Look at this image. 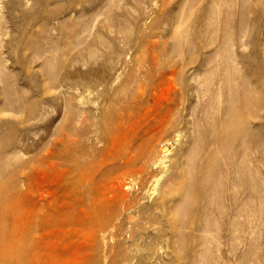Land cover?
Returning <instances> with one entry per match:
<instances>
[{
	"label": "rangeland",
	"instance_id": "rangeland-1",
	"mask_svg": "<svg viewBox=\"0 0 264 264\" xmlns=\"http://www.w3.org/2000/svg\"><path fill=\"white\" fill-rule=\"evenodd\" d=\"M0 1V8L2 7L0 9V160L3 157L7 158V160L9 159L8 161L11 162H8V164L10 163L7 167L8 170H4L3 173L0 171V220L4 218L5 210L9 204L13 208L11 216L14 217L20 216L21 211L32 209V207L39 205L41 202V204L45 206L48 202L50 205L53 204L52 214L54 222L51 227L52 229L47 228L42 231V234H44V242L47 241L46 249L48 254L44 255L43 259L40 260V264H213L214 262V264H216V262L218 264H264V159H261L259 155L257 156L256 149L259 143H256L255 141L257 140L254 141L255 138L253 137L258 134L263 138L260 137V139H262L261 141H263L262 150L264 153V102L262 106L256 108L254 111L243 114V119H245L244 125L247 126L246 130L248 129L250 134H253L249 139L257 144L255 146V144L249 140L250 143L252 142L250 145L248 141L250 145L248 150L249 155L240 154V156L238 155L236 158H239L238 160L240 162L243 160L244 164L243 162H241V164L247 166L245 167L246 171L244 170L247 186L246 192L251 197L249 199L250 202H248L249 220L245 225L243 234L242 232L236 236L232 234L233 238L231 237L232 235L229 238V236L224 237L221 233L218 237H213L212 233H197L191 235L188 231H185L187 237H183L179 235L177 230L174 229L173 232L172 229L176 226V222H174L171 212L176 207L175 200L177 199L175 198H178V196L176 193H172L173 197H168L163 202L159 201L160 199L157 198L161 190L159 186L161 185V180L157 185L153 181L158 175H161L159 174L162 171L161 166L159 168H153L152 174L155 179L142 189L143 192L141 190H134L135 188L133 189L134 191L131 194L135 199L136 208L132 207L127 214L128 216L126 214L123 216L124 219L122 218L121 220V217H119L120 219L114 220L113 225L110 226L108 224V228L106 224V227L102 228L101 231L97 227L98 225H96L97 220L95 218L86 220L72 219L69 212L70 194L68 187L70 184L68 181L71 182L70 173L72 161H70V157L73 151L71 148L72 139L77 143L76 135L78 133V137L81 134V136L85 138L82 140L80 136L78 145L74 144V151H77L76 154H79V157L80 154L82 155V150L83 154L86 153V155H84L87 156L96 148V153L93 152V154L95 153V157L91 154V156L89 155L90 158L96 160L103 154L101 149L103 148V143H97L99 141L97 137L99 133L97 131L98 135H95L96 128L104 120H111V118L115 117L114 114H116L120 107L119 104H122L124 97L125 87L122 84V80L130 76L128 74L136 73V69L142 70L144 68L146 70L147 68L145 66L151 67V69L148 68L151 76L147 78L149 81L147 79L145 80V82L148 81L146 84L147 86H145L147 87L146 93L142 96L143 101H141V105H138V107H140L136 110V112L143 111L140 113L138 112L139 114L135 113L133 118L135 121L132 119L128 124L125 123L123 132L125 135H130L129 137L126 136L127 140H130L133 139L132 137L140 135L144 131L151 133H154L153 131H158L163 123L167 127L170 126L168 127L167 135L164 137L168 143L167 148L171 150L167 156L168 159H171V161H169L171 164L168 165L169 163H165V165L169 168L171 165L173 166L170 169L168 168V172H172L176 168H174V166L179 167L182 158V156L180 157L179 155L188 146V142L191 140V134L195 133L197 129L204 130L206 128L205 130H207L208 125L206 124H208V122L204 118V113L202 112L204 107L212 103V111L217 107V109L214 110L215 113L214 111L213 113L218 114L219 117L223 114L227 91L224 93L222 84H224V78L225 80L227 78H232L234 75L232 72H235L237 76L240 75L241 77L243 76L242 74H244V77L247 76V81L253 84L255 83L252 86L257 87L256 89L261 95L260 98L264 101V0ZM240 15L243 17L244 24L241 27L239 26ZM225 21H231V26L229 28L226 27V29L229 30L232 37L227 36L224 38L226 35L222 32L226 25L224 24ZM219 30L222 31L220 32ZM242 32L244 34H242ZM54 38L56 40L55 42L53 40ZM41 39L44 41H40ZM219 45L221 46L219 47ZM217 46L220 48H217L220 51L215 50ZM38 47L41 48L39 49ZM227 53L229 55L232 54V56H230V58L227 56L226 58L225 56ZM205 54H208V58ZM234 55H236L235 58ZM222 56L225 58V61ZM238 57H241V59ZM202 59H206L204 60L206 64L202 63ZM209 59L210 61H208ZM218 59L220 61L222 60L221 65L220 61L216 64L215 60ZM230 59L234 61L232 65ZM236 59L238 62L240 61L241 64L243 62L244 65H239L240 62L236 64ZM138 61L139 65L136 66ZM173 62L175 64H173ZM214 62L215 64H213ZM134 63L135 65L133 67ZM148 63L149 65H153V67L149 66ZM209 63H212L210 67L214 75L208 67ZM43 64H48L50 69L53 70V73L52 71L48 72L49 67ZM222 64L225 66H222ZM200 65L205 67L202 66L201 69ZM217 66L220 67L217 68ZM227 66L229 73L226 72L228 71L227 68L223 71V68ZM232 66H234V69ZM241 67L244 72H242L243 70ZM219 68L220 70L221 68L223 69L221 70V72H224L221 73L222 75L219 74L220 71H215L219 70ZM238 68H240V70ZM203 69L204 72L202 71ZM153 70L158 71V73L155 72V74ZM159 70H161V73ZM237 70L238 72H236ZM165 72L173 76L170 77ZM196 72L199 76L196 75ZM118 73L122 76L124 75V79ZM194 73L196 77L193 76ZM216 73H218V75ZM116 74L118 75L117 77ZM228 74H232V76H226ZM212 75L214 77L216 76L218 79L222 77V84L219 82L220 79L211 78ZM236 75L235 78H240ZM191 76H193L195 80H193ZM83 78L85 79V83L88 81L87 83L93 84H88L89 86L91 85L89 87L84 83ZM115 78L117 80H115ZM79 79L80 81L82 79L81 82L84 84L81 82L79 83ZM254 80H258V82L256 83ZM71 82H73V84ZM96 82L97 84L99 83V88ZM149 82L151 84H148ZM69 84L72 86L70 87ZM79 84L85 86L81 85L80 87ZM100 84H103L102 87ZM218 84H221L220 86L222 87L220 88L219 86L218 89L219 92H222L221 96L218 91L216 92ZM74 86H77L78 90H74ZM95 86L97 88H95ZM183 86H185V88H183ZM91 87L95 88L92 89L95 93L91 90ZM104 87H106V89ZM148 87L149 90L151 89L150 91ZM201 87H203L204 90H200L199 88ZM100 88L102 90L104 89V95ZM176 89L180 93L175 91ZM173 90L174 92L172 94ZM195 90L198 92L196 93ZM207 90L210 91L207 93ZM82 91L85 95L81 93ZM113 92H117V94H115L116 98ZM177 93L179 95L181 94L182 98H180L181 102L179 101V104L176 103L178 107H174L175 109L173 110L171 109V105L173 106L175 98L177 99L179 97ZM110 94L113 95V97H111ZM171 94L172 96L170 97ZM203 94H205V97ZM206 94L208 95L206 96ZM68 95H71V97H68ZM73 95L77 96L78 98H76L78 100L81 98L83 100L81 99L80 102L77 99H72V103L71 98ZM83 95L85 97H82ZM102 95L106 98H102ZM215 95L218 96L216 97ZM215 97L216 99L213 101ZM218 97L220 102L216 101ZM210 98L212 101H210ZM68 99L69 102L67 101ZM167 102H170L169 104L171 105L169 106ZM207 102L209 104H207ZM213 102H215L216 105ZM84 103L86 104L84 105ZM70 104L72 106H69ZM162 104L163 107H161ZM102 105L103 107H101ZM169 108L170 110H168ZM77 109L80 113H78ZM89 111H93L92 114L91 112L89 113ZM105 111L108 115L105 114ZM72 112H74V115H78L74 116ZM87 112L88 114L86 115ZM69 113H72L71 117ZM72 115L73 117H78V120H80H75V122H73ZM92 115L93 119H95V121H92L96 124L91 121ZM136 115L138 116L136 117ZM84 116L88 118L85 117V122H82ZM107 117L111 118L105 119ZM70 119L71 121L69 122ZM159 120H162L160 121L161 125L159 124ZM150 121L151 123H149ZM79 122L81 124H79ZM72 123L75 124L73 125ZM156 123L158 124L156 125ZM88 124L90 125L88 130H91V133L87 131L89 127ZM92 125L93 128L91 127ZM77 126L78 128H76ZM203 126L206 127L204 128ZM71 127L73 129H69ZM169 129L171 130L169 131ZM71 130H77L75 132L76 134ZM86 133L89 134L87 137ZM206 135L208 138L210 137L208 134H205V143L212 140V136L208 139ZM72 136L73 138L71 139ZM90 137L92 139H97V141L91 140ZM87 138L88 140L86 141ZM68 139H71V141ZM84 141L85 144L83 143ZM90 145L93 146L91 147ZM77 146L78 149L76 148ZM88 148H90V153ZM212 150H214V147ZM36 151L38 154H36ZM257 152L259 154V151ZM66 153H68L70 159L66 156ZM14 155L15 157H13ZM242 155L244 156L243 159L241 158ZM19 160H21L20 163ZM68 160L70 162H67ZM24 162L28 164L27 167H24L26 165ZM38 162H41V164ZM174 162L176 165L173 164ZM21 163L23 165H21ZM37 164H40L39 167ZM111 164L113 163H110V161L109 163L103 164V172L100 176V178H102H99V180L97 178L94 183V188H96L94 191L97 196H107L111 192L113 182L107 175L111 168ZM33 165L38 168H34ZM21 167H23V169ZM18 169L21 172L16 171ZM11 171L12 173H10ZM157 171L158 173H156ZM230 172L231 171L228 172L227 179L225 178L226 181L224 179L225 186L227 187L229 184L231 185V182L233 183L235 178L233 171L231 174ZM26 174L29 178L26 177ZM67 175L69 176L68 178H66ZM21 176L25 177L22 178ZM232 176L234 178H232ZM254 177L255 180L252 179ZM21 179L23 180L21 181ZM256 179L257 181L260 179L259 182L261 186L259 182H255ZM9 180L12 181L8 182ZM24 183L29 187L24 186ZM255 183L259 185L254 189L252 185ZM111 184L112 186H110ZM149 184L153 187L156 185L160 188L157 189L156 186L153 188ZM148 185L150 189L147 190ZM259 187L261 189H258ZM18 188H20V190H18ZM224 188L226 189V187ZM103 189L105 190L103 191ZM66 190L68 194L64 193ZM137 192L140 193L138 194ZM254 196L257 197L255 198ZM158 197L160 198V196ZM155 199L158 200L156 201ZM173 200L175 202L171 209L170 204L173 203ZM224 203L227 205V200L224 201ZM153 204L154 209L152 208ZM158 204H160V206H158ZM161 205L165 208H161ZM212 208H214V206H212ZM194 216V214L190 215L189 219H194ZM237 219L236 222L238 223L243 220L242 218ZM93 221L95 223H93ZM180 230L182 231V229ZM203 236L208 237L210 240V242L208 239L206 240L210 245H208V248L206 242L205 244H201L204 242ZM204 245H206V247ZM202 249H204V251L208 249L207 253L202 251ZM249 251L250 255L245 254ZM203 253L204 256L202 255ZM203 257L206 259H203ZM10 260L11 255L7 254L5 258L0 257V264H7L6 262Z\"/></svg>",
	"mask_w": 264,
	"mask_h": 264
},
{
	"label": "bare ground",
	"instance_id": "bare-ground-1",
	"mask_svg": "<svg viewBox=\"0 0 264 264\" xmlns=\"http://www.w3.org/2000/svg\"><path fill=\"white\" fill-rule=\"evenodd\" d=\"M1 2V1H0ZM91 2V1H90ZM109 2V1H108ZM111 2V1H110ZM38 3V2H37ZM49 4V3H48ZM108 4V3H107ZM119 4V2H118ZM99 5V4H98ZM98 7V6H97ZM2 8V7H1ZM0 8V9H1ZM84 9V8H83ZM242 10V9H240ZM83 11V10H82ZM85 11V10H84ZM243 11V10H242ZM85 13V12H84ZM214 17V16H213ZM240 22H239V26H243V17L240 15ZM116 18V17H115ZM116 20V19H115ZM91 22V21H90ZM119 22V21H118ZM86 24V23H85ZM225 28L223 29V34H225L226 36L224 38H226L227 36L232 37V34H230L229 30L226 29L229 28L231 26V21H225ZM87 25V24H86ZM93 25V24H92ZM91 25V26H92ZM75 26V25H74ZM92 28V27H91ZM71 29V28H70ZM220 29V28H219ZM87 30V29H86ZM244 30V29H243ZM27 31V30H26ZM220 31V30H219ZM222 31V30H221ZM220 31V32H221ZM245 32V31H244ZM232 33V32H231ZM242 34H244L242 32ZM2 35V34H1ZM241 36V35H240ZM242 38H244L243 36H241ZM223 38V39H224ZM241 38V39H242ZM40 39V38H39ZM46 39V38H45ZM230 39V38H229ZM232 39V38H231ZM240 39V38H239ZM50 40V39H49ZM54 42L56 41L55 38L53 39ZM227 40V39H226ZM38 41V40H37ZM40 41H44V40H40ZM225 41V40H224ZM241 41V40H240ZM47 42V41H46ZM51 42V41H50ZM101 42V41H100ZM242 42V41H241ZM240 42V44H241ZM40 43V42H39ZM225 43V42H224ZM231 43V41H230ZM23 44V43H22ZM49 44V43H48ZM47 44V45H48ZM55 44V43H54ZM239 44V43H238ZM39 45V44H38ZM37 45V46H38ZM45 45V44H44ZM53 45V44H52ZM59 45V44H58ZM223 45V44H221ZM219 45V47L221 46ZM3 46V45H2ZM43 46V45H42ZM241 46V45H239ZM50 47V46H49ZM218 46L216 47L215 50L220 51ZM223 47V46H222ZM242 47V46H241ZM39 48V47H38ZM41 48V47H40ZM39 48V49H40ZM55 48V46H54ZM219 48V49H217ZM225 48V47H224ZM44 49V48H43ZM223 49V48H222ZM26 50V49H25ZM50 50V49H49ZM202 50V49H201ZM213 50V51H215ZM42 51V50H41ZM51 51V50H50ZM58 51V50H56ZM54 52V51H52ZM37 53V52H36ZM39 53V52H38ZM61 53V52H60ZM217 53V52H216ZM215 53V54H216ZM229 53V52H228ZM226 54V58L227 56H232L229 54ZM4 54V53H3ZM35 54V53H34ZM33 54V55H34ZM44 55V54H43ZM189 55V54H188ZM208 55V54H207ZM207 55L205 54V56L207 57ZM214 55V54H213ZM37 56V55H36ZM39 56V55H38ZM56 56V55H55ZM218 56V55H217ZM236 55H234L235 58ZM241 56V55H240ZM40 57V56H39ZM205 57V58H206ZM220 57V56H219ZM244 57V56H243ZM242 57V58H243ZM41 58V57H40ZM204 58V57H203ZM208 58V57H207ZM215 58V57H214ZM223 58V56H222ZM241 59V57H238ZM38 59V57H37ZM46 59V58H45ZM53 59V58H52ZM182 59V58H181ZM216 59V58H215ZM225 58H223L224 60ZM232 59V57H231ZM230 59V61H231ZM239 59V60H240ZM203 60V59H202ZM201 60V61H202ZM206 60V59H204ZM202 63L206 64V61H204ZM235 60V59H234ZM237 60V59H236ZM244 60V59H242ZM46 62H48L47 60H45ZM52 61V60H51ZM147 61V60H146ZM210 61V59L208 60ZM211 61L213 62V60L211 59ZM216 64H218L220 61L215 60ZM222 61V60H221ZM220 61V65L221 62ZM225 61V60H224ZM223 61V62H224ZM227 61V60H226ZM45 62V63H46ZM133 62V61H132ZM131 62V63H132ZM153 62V60H152ZM155 62V61H154ZM218 62V63H217ZM231 65L233 64L234 61H231ZM236 64L239 63L238 60L235 61ZM151 63V62H150ZM201 63V64H202ZM228 63H229V59H228ZM147 64V63H146ZM154 64V63H152ZM173 64H175L173 62ZM209 63V68L211 70ZM215 64V62L213 63ZM224 64V63H223ZM222 66H225L223 65ZM226 64V62H225ZM234 64V65H236ZM243 64V62H242ZM241 62L239 63V65H241ZM44 66L48 64H43ZM50 65V64H49ZM135 63L133 64L134 67ZM139 65V61L138 63H136V66ZM149 65V63H148ZM156 65V64H155ZM160 65V63H159ZM230 65V66H231ZM244 65V64H243ZM152 66L153 65H149ZM158 66V65H157ZM201 69L203 65H200ZM207 66V65H206ZM214 66V65H213ZM221 66V67H222ZM238 66V65H236ZM46 67V68H47ZM147 69L144 70H138L136 69V73H132V74H128L130 76H127V78H123L124 75H119L122 76V78L124 80H122V84L124 85L125 89H124V97L122 100V104H119V108L116 112V114H114V111L112 110L113 114L115 115V117L111 118V120H107L103 122H98L100 123L97 126V130H96V134L99 136H97L99 138V141L97 143H103V154L98 158V159H92L90 158L91 154H93V152H95V149L92 153H90V148L93 145H90L91 147L88 148L89 150V157L85 156L86 153L83 154V150L81 151L82 155L80 154V157L78 156L79 154H76L77 151H74V144L78 145V140L79 137L76 135L77 138V143H75V141L72 139L73 136L71 137L72 139V153H71V159L68 156V153H66L68 156V158L70 159V161H72V165H71V182L68 181L69 184V198H70V208H69V212H70V216L72 217V219H93L95 218L97 220V227L100 229V231L102 230V228H105L106 224H107V228H108V224L111 226L114 223V220L118 219L119 217H121L124 219V215L128 214L129 210L132 209V207L136 208V202L135 199L133 197V195L131 193H133L134 190H141L144 189V187L150 183L153 179H155L153 177L152 174V170L153 168H159L161 166V175H158L156 177V179L153 181L154 183H159V181L161 180L159 185L160 187V191H159V195L160 198L157 196L158 199H160L159 201L163 202L165 201L168 197H173L172 193H176L178 198H175L177 200H173V203L170 204V208L172 209V205L174 206V202L176 203V207L175 209L172 210V214L171 216L173 217L174 222H176V226L173 227L172 231L174 232V229L178 231L179 235H182L183 237H187V234L185 231H188L189 234L193 235V234H197V233H212V236L215 237L221 233V235H223L224 237H228L230 238V236L233 234L238 235V234H243L244 229H245V225L249 220V210H248V202L249 199L251 198L250 195L246 192V177L244 175V170L245 167L241 164V162H243V160L240 162L237 158V156L240 154H244L247 155L249 153V148L251 143L253 142L255 144V142L259 143L258 145L255 144V146L257 145V149H256V153L257 156L259 155V157L261 159L263 158V141H261L263 138L260 135H254L250 134V132L248 131V129L246 130V127L244 125L245 119H243V114L244 113H248L251 111H254L256 108L262 106V103L264 101L261 100L260 98V94L259 91H257V87L252 86L254 85L253 83H250L249 81L246 80V77H244V74H242L243 76L241 77L240 75L237 76L234 73V78L235 75L237 77L240 78H233L232 74H230L232 76V78H227L222 84L221 83V79H220V75L218 76L220 79V83L222 84V87L218 84V86L216 87V92L220 88H222L224 90V93L227 91V96L225 99V107L223 108V114L219 117L218 114H214L215 111L217 109V107H215V109L213 111L212 109V103L211 105L205 106L204 109L202 110V112L204 113V118L207 120L208 125L207 126V130H205L206 126L203 128L204 130H196L195 133H192L190 136L191 140L190 142H188V146L186 147V149L180 153V157L182 156L181 160H180V165L179 167L174 166V170L171 172H168V168L167 165H165V163H169V161H171V159L167 158V156L169 155L168 153L171 151L167 148V140H165V136L168 133V127L170 126H165L164 123L163 125L160 127V129L158 131H153L154 133L151 132H146L144 131L142 134L140 135H136L134 137H132L133 139H128L127 137L128 135H125V133L123 132V128L125 127V123L128 124L129 121H131L134 116L135 113H140L141 111L136 112V110L140 107H138V105H141V101L142 100V96L146 93V89L147 86V82L149 81V79H147L149 76H151V74L149 73L148 68L151 69V67L145 66ZM205 67V66H203ZM216 67V65H215ZM220 66H217V68ZM234 66H232L233 68ZM157 68V67H156ZM199 68V70H200ZM213 68V67H212ZM215 68V69H217ZM227 68L228 70V66L225 68H221V70L225 71ZM50 67L48 68V72L53 70H49ZM155 69V68H154ZM192 69V68H191ZM196 69V68H195ZM214 69V68H213ZM234 69V68H233ZM232 69V70H233ZM240 70V68H238ZM241 69L243 70V68L241 67ZM206 70V69H205ZM207 70L209 71V69L207 68ZM220 68L219 70H215V71H220L219 74L224 73L223 71L221 72ZM256 70V69H255ZM154 71V70H153ZM164 71V70H162ZM167 71V70H166ZM177 71V70H175ZM190 71V70H189ZM196 71V70H194ZM193 71V72H194ZM204 72V69L202 70ZM207 71V72H208ZM234 71V70H233ZM158 73V71H154V73ZM159 72L161 73V70H159ZM169 72V71H168ZM171 72V70H170ZM191 72V73H193ZM198 72V71H197ZM196 72V73H197ZM201 72V71H200ZM206 72V71H205ZM229 73V70L226 71ZM238 72V70L236 71ZM244 72V70L242 71ZM239 72V73H242ZM257 72V70H256ZM155 73V74H156ZM166 73V72H165ZM172 73V72H171ZM211 73L213 74V71L211 70ZM51 74V72H50ZM122 74V72H121ZM127 74V73H126ZM167 74V73H166ZM165 74V75H166ZM169 74V73H168ZM167 74V75H168ZM201 74V73H200ZM206 74V73H205ZM204 74V75H205ZM218 75V73H216ZM227 74V73H225ZM224 74V77H225ZM238 74V73H237ZM248 74V73H247ZM255 74V71H254ZM257 74V73H256ZM52 75V74H51ZM50 75V76H51ZM198 75V73L196 74ZM195 73L193 74V76H195ZM214 75V74H213ZM211 76V78H217L216 76ZM222 75V74H221ZM230 75H226L228 77H230ZM84 76V75H83ZM91 76V75H90ZM118 75L116 74V77ZM157 76V75H156ZM164 76V75H163ZM162 76V77H163ZM170 77H172L171 75H168ZM175 76V75H174ZM180 76V75H179ZM193 76L192 79H193ZM199 76V75H198ZM161 77V76H159ZM209 77V76H208ZM53 78V76H52ZM103 78V77H102ZM150 78V77H149ZM155 78V77H153ZM188 78V77H187ZM54 79V78H53ZM84 79V78H83ZM148 80L147 82H145V80ZM158 79V77H157ZM156 79V80H157ZM191 79V78H190ZM208 79V78H206ZM217 78V80H219ZM258 79V78H257ZM97 80V78H96ZM100 80V79H99ZM105 80V79H104ZM115 80H117L115 78ZM195 80V79H193ZM212 80V79H211ZM216 80V81H217ZM223 80V79H222ZM260 80V79H259ZM75 81V80H74ZM79 83L82 81H80V79L78 80ZM101 81V80H100ZM158 81V80H157ZM203 81V80H202ZM209 81V80H208ZM213 81V80H212ZM256 81V80H254ZM76 82V81H75ZM88 82V81H87ZM85 83V79H84V83L85 84H91V83ZM90 82V81H89ZM152 82V81H150ZM148 84H151V83ZM183 82V81H182ZM207 82V81H206ZM204 82V83H206ZM258 82V80L256 81V83ZM73 84V82H71ZM82 84H84L83 82H81ZM103 83V82H100ZM195 83V82H194ZM209 83V82H208ZM77 84V82H76ZM82 84H79L80 87ZM93 84V83H92ZM91 84V85H92ZM97 84V82H96ZM99 84V83H98ZM97 84L98 88L99 85ZM201 84V83H200ZM215 84V83H214ZM217 84V83H216ZM75 85V84H74ZM77 85V86H79ZM90 85V86H91ZM95 85V84H94ZM93 85V86H94ZM101 85V84H100ZM103 85V84H102ZM101 85V87H102ZM121 85V84H120ZM156 85V82H155ZM197 85V83H196ZM199 85V84H198ZM204 85H210V84H204ZM212 85V83H211ZM69 86L71 87L72 85L69 84ZM74 86V90L77 89L78 87ZM85 86V85H82ZM89 86V85H88ZM89 86V87H90ZM107 86V83H106ZM149 86V85H148ZM174 86V85H173ZM172 86V87H173ZM186 86V85H185ZM185 86H183V88H185ZM203 86V85H202ZM68 87V88H70ZM77 87V88H76ZM79 87V88H80ZM158 87V86H156ZM155 87V88H156ZM182 87V86H181ZM197 87V86H196ZM206 87V86H205ZM214 87V86H213ZM212 87V89H213ZM83 88V87H82ZM95 88H97L95 86ZM94 87H91L92 89H95ZM106 89V87H104ZM175 88V86H174ZM172 88V89H174ZM208 88V87H207ZM81 89V88H80ZM84 89V88H83ZM82 89V90H83ZM86 89V88H85ZM101 89V88H100ZM118 89V87H117ZM116 89V90H117ZM196 90H198L197 88H195ZM200 90L203 89V87L199 88ZM211 89V86H210ZM222 89H220L221 91H223ZM70 90V89H69ZM88 90V89H87ZM90 90V89H89ZM90 90V91H91ZM102 90V89H101ZM104 90V89H103ZM102 90V91H103ZM149 90V87H148ZM151 90V89H150ZM149 90V91H150ZM184 90V89H183ZM195 92L197 93L198 91ZM199 90V91H200ZM204 90V89H203ZM85 91V90H83ZM83 91L81 93H83ZM94 92V90H92ZM91 91V92H92ZM97 91V89H96ZM101 91V94H102ZM177 91V89L175 90ZM180 91V89H179ZM206 91V89H205ZM210 90H207V93ZM71 92V91H70ZM73 92V90H72ZM77 92V91H76ZM75 92V93H76ZM86 92V91H85ZM115 92V90H114ZM113 92V93H114ZM148 92V91H147ZM174 90L172 91L173 94ZM178 92V91H177ZM219 92V91H218ZM72 93V94H75ZM79 93V91H78ZM95 93V92H94ZM100 93V92H98ZM150 93V92H148ZM176 93V92H175ZM180 93V92H178ZM177 93V94H178ZM184 93V92H182ZM195 93V95H196ZM220 96L222 92H219ZM218 93V94H219ZM69 94V92H68ZM80 94V93H79ZM84 94V93H83ZM89 94V93H86ZM100 94V95H101ZM107 94V93H106ZM116 93H114L115 96ZM172 94L170 95V97L172 96ZM213 94V93H212ZM215 94V92H214ZM217 94V93H216ZM81 95V94H80ZM85 95V94H84ZM82 97H85V96ZM103 95H104V91H103ZM102 95V98H104ZM108 95V94H107ZM179 95V94H178ZM183 95V94H182ZM202 95V94H200ZM205 94H203L204 96ZM208 94H206L207 96ZM211 95V93H210ZM111 97H113V95L110 94ZM148 96V94H147ZM216 96V95H215ZM218 96V95H217ZM216 96V97H217ZM219 96V97H220ZM68 97H71V95ZM77 96L73 95L71 98V102L73 103V100L77 99ZM108 97V96H107ZM149 97V96H148ZM155 97V96H154ZM178 97V96H176ZM197 97V96H196ZM199 97V94H198ZM205 97V96H204ZM216 97L214 98L213 101H215ZM219 97L218 100H216L217 102L219 101ZM106 98V97H105ZM104 98V99H105ZM116 98V96H115ZM180 98H182L181 94L179 95V97L173 102V106L171 104V109H175L178 106H176V103L179 104V101L181 102ZM209 98V97H208ZM207 98V99H208ZM73 99V100H72ZM80 99V98H79ZM82 99V98H81ZM80 99V100H81ZM88 99V98H87ZM170 99V98H169ZM168 99V100H169ZM184 99V98H183ZM197 99V98H196ZM203 99V98H202ZM213 99V98H212ZM78 100V99H77ZM78 100V101H80ZM83 100V99H82ZM107 100V99H106ZM111 100V99H109ZM108 100V102H109ZM171 100V99H170ZM198 100V99H197ZM201 100V99H200ZM69 102V99L67 100ZM85 101V99H84ZM105 101V100H104ZM208 101V100H207ZM210 101L211 98H210ZM70 102V103H71ZM76 102V101H75ZM74 102V104H75ZM81 102V101H80ZM111 102V101H110ZM119 102V101H118ZM188 102V101H187ZM209 102V101H208ZM207 102V104H209ZM220 102V101H219ZM77 103V102H76ZM87 103V102H86ZM84 103V105L86 104ZM117 103V101H116ZM121 103V102H120ZM166 103V105H167ZM172 103V101H171ZM175 103V104H174ZM183 103V102H182ZM181 103V105H182ZM199 103V101H198ZM215 103V102H213ZM69 104V103H68ZM78 104V103H77ZM81 104V103H80ZM144 104V102H143ZM142 104V105H143ZM206 104V103H205ZM113 105V104H112ZM115 105V104H114ZM161 105V103H160ZM165 105V107H166ZM175 105V106H174ZM193 105V104H192ZM216 105V103H215ZM219 105V104H218ZM69 106H72L71 104ZM77 106V105H76ZM116 106V105H115ZM204 106V105H203ZM82 107V105H81ZM80 107V108H81ZM86 107V106H85ZM103 107V105L101 106ZM114 107V106H113ZM137 107V108H136ZM163 107V104L162 106ZM175 107V108H174ZM74 108V107H73ZM76 108V107H75ZM100 108V107H99ZM112 108V107H111ZM110 108V109H111ZM136 108V109H135ZM144 108V107H143ZM194 108V107H193ZM264 108V107H263ZM79 109V108H78ZM77 109V110H78ZM83 109V108H82ZM103 109V108H102ZM113 109V108H112ZM70 110V109H69ZM76 110V109H75ZM89 110V109H88ZM104 110V109H103ZM170 110V108L168 109ZM192 110V109H191ZM73 111V110H72ZM81 111V110H80ZM99 111V110H98ZM108 111V109H107ZM167 111V109H166ZM221 111V110H220ZM71 112V111H70ZM76 112V111H74ZM74 112L73 115H74ZM91 111H89L90 113ZM93 112V111H92ZM91 112V114H92ZM97 112V111H96ZM104 112V111H103ZM102 112V113H103ZM172 112V111H170ZM258 112V111H257ZM70 117H71V114ZM78 113L79 110H78ZM95 113V112H94ZM101 113V112H100ZM107 112L105 111V114ZM110 113V112H109ZM138 113V114H139ZM218 113V112H217ZM88 114V112L86 113V115ZM99 114V113H98ZM176 114V112H175ZM198 114V113H197ZM256 114V113H255ZM254 114V116H255ZM72 115V121L75 122V120H78V117H73ZM78 115V114H77ZM74 115V116H77ZM82 115V114H80ZM79 115V116H80ZM84 115V113H83ZM108 115V114H106ZM111 115V114H109ZM142 115V114H140ZM193 115V113H192ZM195 115V114H194ZM259 115V114H258ZM89 116V115H88ZM102 116V115H101ZM138 115H136L137 117ZM171 116V115H170ZM84 116V118H82V122H85V119L88 118ZM95 117V115H94ZM98 117V116H97ZM96 117V118H97ZM140 117V116H139ZM164 117V115H163ZM162 117V118H163ZM176 117V116H175ZM174 117V118H175ZM196 117V116H195ZM77 118V119H76ZM81 118V117H80ZM99 118V117H98ZM109 117L105 118V119H110ZM155 118V117H154ZM166 118V117H165ZM186 118V116H185ZM258 118V117H257ZM156 119V118H155ZM169 119V118H168ZM173 119V118H172ZM80 120V119H79ZM78 120V121H79ZM95 121V119H93V115H92V119L91 121ZM97 120V119H96ZM139 120V119H138ZM157 120V119H156ZM163 120V119H162ZM162 120H159V124L161 125ZM170 120V119H169ZM176 120V118H175ZM71 121V119L69 120V122ZM92 121V122H93ZM133 121H135V119H133ZM152 121V120H151ZM151 121L149 123H151ZM165 121V119H164ZM163 121V122H164ZM171 121V120H170ZM196 121V120H195ZM175 122V121H174ZM204 122V121H203ZM89 123V122H87ZM95 123V122H93ZM97 123V124H98ZM137 123V122H136ZM147 123V124H149ZM155 123V122H154ZM173 123V122H172ZM73 125L75 123H72ZM71 124V125H72ZM79 124H81L79 122ZM78 124V126H79ZM86 124V123H85ZM91 124V122H90ZM96 124V123H95ZM94 124V125H95ZM135 124V123H134ZM158 123H156L157 125ZM69 125V126H71ZM89 125V124H88ZM137 125V124H136ZM155 125V126H156ZM187 125V124H186ZM195 125V124H194ZM193 125V126H194ZM78 126L76 128H78ZM87 126V124H86ZM127 126V125H126ZM132 126V125H131ZM135 126V125H134ZM133 126V127H134ZM141 126V125H140ZM147 126V125H146ZM172 126V125H171ZM176 126V124H175ZM192 126V128H193ZM196 126V125H195ZM73 128H75L74 126H72ZM69 128V129H73V128ZM80 127V126H79ZM93 128V125L91 126ZM96 127V126H95ZM177 127V126H176ZM85 128V127H84ZM90 128H87L88 133H91V130H88ZM80 129V128H79ZM82 129V127H81ZM131 129V128H130ZM158 129V128H157ZM196 129V127H195ZM260 129V128H259ZM86 131V128L84 129ZM171 129H169L170 131ZM192 130V129H191ZM73 131V130H71ZM77 131V130H76ZM76 131H73L74 133ZM80 131V130H79ZM98 131V133H97ZM72 133V132H71ZM70 133V134H71ZM128 133V132H127ZM173 133V132H172ZM185 133V132H184ZM258 133V130H257ZM260 133V132H259ZM76 134V133H75ZM129 134V133H128ZM178 134V133H177ZM181 134V133H179ZM205 134H208L210 137L207 138L210 139L212 136V140L208 141L207 143H205V139L204 136ZM85 135V133H84ZM83 135V136H84ZM86 133V137H87ZM93 135V133H92ZM250 135V136H249ZM71 136V135H70ZM130 136V135H129ZM128 136V137H129ZM251 136H253L255 140L257 141H252L251 139H249V137L251 138ZM82 137V136H81ZM92 137V136H91ZM90 137V138H91ZM96 137V138H97ZM169 137V136H168ZM260 137L262 139H260ZM264 137V136H263ZM69 138V136H68ZM75 138V140H76ZM93 138V137H92ZM91 140H95V142L97 141V139H92ZM167 138V137H166ZM189 138V137H188ZM189 138V139H190ZM206 138V139H207ZM71 139H68L71 141ZM85 139L84 137H82V140ZM176 139V138H175ZM188 139V140H189ZM253 139V138H252ZM81 140V141H82ZM88 140V138L86 139V141ZM170 140V139H169ZM251 140L252 142L250 143ZM69 141V142H70ZM250 145H249V143ZM262 145H261V142ZM67 145L69 144L68 141L66 140ZM82 143V142H81ZM85 144V141L83 142ZM181 143V142H180ZM187 143V142H186ZM173 144V143H172ZM179 144V143H178ZM80 145V143H79ZM82 145V144H81ZM97 145V144H95ZM180 145V144H179ZM253 145V144H252ZM41 146V145H40ZM69 146V145H68ZM254 146V145H253ZM67 147V146H66ZM83 147V146H82ZM81 147V148H82ZM86 147V145H85ZM89 147V146H88ZM98 147V146H97ZM173 147V146H172ZM214 147V150H212ZM13 148V147H12ZM78 149V146L76 147ZM255 148V147H254ZM14 149V148H13ZM39 149V147H38ZM69 149V147H68ZM67 149V152H68ZM85 149V148H83ZM92 149V148H91ZM184 149V148H183ZM66 150V149H64ZM63 150V151H64ZM87 150V148H86ZM85 150V151H86ZM173 150V149H172ZM34 151V150H33ZM92 151V150H91ZM97 151V150H96ZM179 151V150H178ZM181 151V149H180ZM259 151V154L258 152ZM31 152V151H30ZM88 152V151H87ZM65 153V152H64ZM63 153V154H64ZM79 153V152H78ZM96 153V152H95ZM94 153V154H95ZM263 153V154H262ZM36 154L37 151H36ZM93 154V156H94ZM99 154V153H98ZM9 155V154H8ZM249 155V154H248ZM98 156V155H97ZM2 157V154H1ZM10 157V156H9ZM15 157V155L13 156ZM95 157V156H94ZM176 157V156H173ZM243 155L241 156V158L243 159ZM246 157V156H245ZM45 158V157H44ZM59 158V157H58ZM67 158V159H68ZM90 158V159H89ZM166 158V160H165ZM179 158V157H178ZM17 159V158H16ZM15 159V160H16ZM37 159V158H36ZM65 159V158H64ZM66 159V160H67ZM245 159V158H244ZM9 160V159H8ZM7 158H3L0 160V171L3 173L4 170L7 169L8 165L11 163L10 161H8ZM18 160V159H17ZM29 160V159H27ZM40 161H42L41 159H39ZM238 160V162H237ZM241 160V159H240ZM257 160V159H256ZM21 160H19L20 163ZM32 161V160H31ZM38 161V160H37ZM69 160L67 162H70ZM110 163L112 162L113 164H111V168L108 171V178L110 177V180L113 182V186L112 184L110 186H112L111 192L109 193V195L105 196V195H100L97 196L95 194L94 189V183L96 182L97 178L99 180L102 172H103V164L105 163ZM174 161V160H173ZM178 161V160H177ZM8 162H10L8 164ZM13 162V161H12ZM17 162V161H16ZM23 162V161H22ZM179 162V161H178ZM257 162V161H256ZM18 163V162H17ZM25 163V162H24ZM41 164V162H38ZM177 163V162H176ZM258 163V162H257ZM262 163V162H261ZM13 164V163H12ZM15 164V163H14ZM26 164V163H25ZM34 164V162H33ZM39 164V165H40ZM171 163H169L168 165H170ZM175 164V162L173 163ZM244 164V162H243ZM256 164V163H255ZM17 165V164H16ZM21 165H23L21 163ZM28 164H26L24 167H27ZM36 166V164H34ZM33 165V167H34ZM38 165V164H37ZM38 165V167H39ZM163 165V166H162ZM176 165V164H175ZM248 165V164H245ZM259 165V164H258ZM31 166V164H30ZM109 166V165H108ZM252 166V165H251ZM38 167H34V168H38ZM171 167H173L171 165ZM170 167V168H171ZM257 167V166H256ZM16 168V167H14ZM13 168V170L15 171V169ZM23 169V167H21ZM31 168V167H30ZM29 168V169H30ZM33 168V169H34ZM106 168V167H105ZM167 168V169H166ZM169 168V169H170ZM10 169V168H9ZM108 169V168H107ZM8 170V169H7ZM67 170V168H66ZM257 170V169H256ZM13 171V172H14ZM16 171H19L16 170ZM25 171V170H24ZM106 171V169H105ZM156 171V170H155ZM229 171H233V173L235 174V178L232 176V178H234L233 183L231 182V185L229 184V186H225V182L224 179H227V175ZM246 171V170H245ZM248 171V170H247ZM21 172V171H19ZM230 172V174H231ZM6 173V172H4ZM12 173V171L10 172ZM9 173V174H10ZM105 173V172H104ZM103 173V174H104ZM158 173V171L156 172ZM155 173V174H156ZM8 174V173H6ZM251 174V173H250ZM258 174V173H257ZM16 175V174H15ZM27 175V174H26ZM29 175V173H28ZM28 175L26 177H28ZM69 175V174H68ZM67 175L66 178H68L69 176ZM99 176V177H98ZM253 176V175H252ZM9 177V176H8ZM12 177V176H11ZM22 177V176H21ZM25 177V176H24ZM22 177V178H24ZM229 177V176H228ZM231 177V176H230ZM14 178V177H13ZM18 178V177H16ZM15 178V179H16ZM29 178V177H28ZM102 178V177H101ZM100 178V179H101ZM249 178V177H248ZM258 178V177H257ZM10 179V178H8ZM14 179V181H15ZM26 179V178H25ZM24 179V180H25ZM104 179V178H103ZM225 179V181H226ZM229 179V178H228ZM253 180H255V177L252 178ZM18 180V179H17ZM23 179H21L22 181ZM28 180V179H27ZM67 180V179H66ZM65 180V181H66ZM230 180V179H229ZM260 180V179H259ZM259 180L255 182H259ZM12 180H9L8 182H11ZM20 181V183H21ZM109 181V180H108ZM7 182V183H8ZM18 182V181H16ZM24 182V181H23ZM110 182V183H112ZM262 182V181H261ZM228 183V182H227ZM226 183V184H227ZM260 183V182H259ZM12 184V183H11ZM10 184V185H11ZM15 184V183H13ZM19 184V183H18ZM108 184V182H107ZM152 184V183H151ZM60 185V184H59ZM64 185V184H63ZM66 185V184H65ZM99 185V184H98ZM150 185V184H149ZM149 185L147 186V190L150 189ZM154 185V184H153ZM154 185V187L156 186ZM259 185V184H258ZM258 185L255 183L252 185V187L255 189V187L257 188ZM8 186V185H7ZM15 186V185H14ZM18 186V185H17ZM20 186V185H19ZM24 186H28L24 183ZM23 186V187H24ZM136 186V187H135ZM151 186V185H150ZM261 186V183H260ZM9 187V186H8ZM29 187V186H28ZM153 187V186H151ZM153 187V188H154ZM157 187V186H156ZM226 187V189L224 188ZM12 188V187H11ZM17 188V187H16ZM21 188V187H20ZM20 188H18V190H20ZM27 188V187H25ZM66 188V186H65ZM104 188V187H103ZM135 188V189H134ZM157 187V189H159ZM9 189V188H7ZM28 189V188H27ZM67 189V188H66ZM134 189V190H133ZM250 189V188H249ZM258 189H261L260 187ZM68 190V189H67ZM65 191L64 193L68 194V191ZM105 189H103L104 191ZM156 190V189H154ZM23 191V190H22ZM158 191V190H157ZM156 191V193H157ZM261 191V190H260ZM143 192V191H142ZM141 192V193H142ZM145 192V191H144ZM152 192V191H151ZM258 192V191H257ZM136 193V192H135ZM138 193V192H137ZM140 193V192H139ZM138 193V194H139ZM95 194V195H94ZM102 194V193H101ZM104 194V193H103ZM137 194V195H138ZM260 194V193H259ZM65 195V194H64ZM136 195V196H137ZM153 195V194H152ZM175 196V194H174ZM263 196V195H262ZM150 197V196H149ZM255 197V196H254ZM257 197V196H256ZM255 197V198H256ZM261 197V196H260ZM68 198V199H69ZM139 198V197H138ZM252 198V199H255ZM259 198V197H258ZM67 199V200H68ZM158 199H155L156 201ZM173 199V198H172ZM262 199V198H261ZM137 200V199H136ZM227 200V205H225L224 201ZM139 201V199H138ZM171 201V200H170ZM252 201V200H251ZM39 202V201H38ZM68 202V201H67ZM155 202V201H154ZM254 202V201H253ZM35 203V202H34ZM42 203V202H41ZM39 204L37 206L32 207V209H28V210H24L20 212V216H11L12 212H13V208L12 206L9 204L8 207L5 210V216L2 220H0V257L1 258H5L7 254L11 255V260L7 261V264H40V260L43 259L45 254H48L47 249H46V242H44V237L42 234L43 230H46L47 228H51L54 222L53 219V207L52 205H50V203L48 202L45 205ZM44 203V202H43ZM68 205V203H67ZM154 204L152 205L153 208ZM158 206H160V204H158ZM162 206V205H161ZM212 206H214V208H212ZM156 207V206H155ZM160 208V207H159ZM161 208H165V207H161ZM154 209V208H153ZM157 210V209H156ZM133 211V210H132ZM149 211V210H148ZM134 212V211H133ZM154 212V211H153ZM132 213V212H131ZM65 214V213H64ZM161 214V213H160ZM194 214V219H189L190 215ZM10 216V217H8ZM128 216V215H127ZM68 218V217H67ZM237 218H242V222L238 223L236 222ZM120 219V218H119ZM238 220V219H237ZM90 221V220H89ZM79 222V221H78ZM81 222V221H80ZM75 223V222H74ZM93 223H95L93 221ZM92 223V224H93ZM197 223V224H196ZM73 224V223H72ZM79 224V223H78ZM77 225V224H76ZM172 225V224H171ZM109 226V227H110ZM125 227V226H124ZM172 227V226H171ZM112 228V227H111ZM115 228V226H114ZM134 228V227H133ZM52 229V228H51ZM182 229V231L180 230ZM110 230V229H109ZM96 231V230H95ZM99 231V230H98ZM99 231V233H100ZM176 231V232H177ZM246 231V230H245ZM171 233V232H170ZM177 233V234H178ZM214 233V235H213ZM101 234V233H100ZM186 234V235H184ZM209 234V235H210ZM200 235V234H199ZM220 235V236H221ZM233 235L231 236L233 238ZM195 236V235H194ZM197 236V235H196ZM202 236V235H201ZM200 236V237H201ZM111 237V235H110ZM199 237V236H198ZM197 238V237H196ZM204 239V242L201 244H205L206 240L208 239V241L210 242L209 238L206 236L202 237ZM195 239V237H194ZM201 239V238H200ZM180 240V239H179ZM186 240V239H185ZM217 240V239H216ZM200 241V240H199ZM230 241V240H229ZM189 242V241H188ZM209 242L207 243V248L210 246ZM198 243V242H197ZM225 243V242H224ZM230 244V243H229ZM209 245V246H208ZM196 246V245H195ZM202 246V245H201ZM206 247V245H204ZM245 246V245H244ZM243 246V247H244ZM221 247V246H220ZM196 248V247H195ZM204 248V247H203ZM246 248V247H245ZM199 249V248H198ZM208 251V249H205ZM210 250V249H209ZM249 250V249H248ZM202 251H204V249H202ZM207 251H204L205 253H207ZM218 252V251H217ZM247 255H250V251L245 253ZM204 256V253L202 254ZM201 256V254H200ZM208 256V255H207ZM244 256V255H243ZM193 257V256H192ZM198 258V257H197ZM202 258V257H200ZM208 258V257H207ZM211 258V257H210ZM203 259H206L203 257ZM209 259V258H208ZM207 259V260H208ZM192 260V259H191ZM206 260V261H207ZM193 261V260H192ZM203 261V260H202ZM212 261V260H211ZM214 262V261H213ZM207 263V262H206ZM215 263V262H214ZM213 263V264H214ZM228 263V262H227ZM190 264V263H189ZM194 264V263H193ZM212 264V263H211ZM216 264H218L216 262Z\"/></svg>",
	"mask_w": 264,
	"mask_h": 264
}]
</instances>
